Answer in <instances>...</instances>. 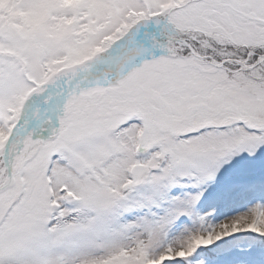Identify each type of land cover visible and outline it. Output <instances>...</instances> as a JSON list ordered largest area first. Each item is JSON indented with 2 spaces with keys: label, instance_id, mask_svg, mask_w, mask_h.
<instances>
[{
  "label": "snow or ice",
  "instance_id": "snow-or-ice-1",
  "mask_svg": "<svg viewBox=\"0 0 264 264\" xmlns=\"http://www.w3.org/2000/svg\"><path fill=\"white\" fill-rule=\"evenodd\" d=\"M0 264H264V0H0Z\"/></svg>",
  "mask_w": 264,
  "mask_h": 264
}]
</instances>
